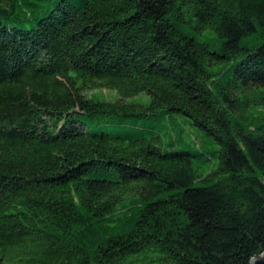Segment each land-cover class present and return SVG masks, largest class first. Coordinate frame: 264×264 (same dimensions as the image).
I'll return each mask as SVG.
<instances>
[{
	"label": "trees",
	"instance_id": "16d2710c",
	"mask_svg": "<svg viewBox=\"0 0 264 264\" xmlns=\"http://www.w3.org/2000/svg\"><path fill=\"white\" fill-rule=\"evenodd\" d=\"M264 254V0H0V264Z\"/></svg>",
	"mask_w": 264,
	"mask_h": 264
},
{
	"label": "water",
	"instance_id": "95a60500",
	"mask_svg": "<svg viewBox=\"0 0 264 264\" xmlns=\"http://www.w3.org/2000/svg\"><path fill=\"white\" fill-rule=\"evenodd\" d=\"M251 264H264V254L257 256L251 261Z\"/></svg>",
	"mask_w": 264,
	"mask_h": 264
}]
</instances>
